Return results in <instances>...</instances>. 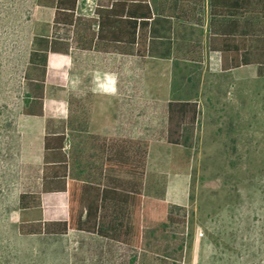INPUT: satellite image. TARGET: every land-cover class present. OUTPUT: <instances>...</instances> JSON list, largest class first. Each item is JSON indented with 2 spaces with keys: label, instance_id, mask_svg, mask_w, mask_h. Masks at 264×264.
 <instances>
[{
  "label": "rangeland",
  "instance_id": "obj_1",
  "mask_svg": "<svg viewBox=\"0 0 264 264\" xmlns=\"http://www.w3.org/2000/svg\"><path fill=\"white\" fill-rule=\"evenodd\" d=\"M106 1L80 0L79 14L94 19L96 6ZM150 1H199L202 19L209 0ZM53 18L54 10L37 0H0V264H72L74 241L101 245L73 232L19 230V194L33 186L41 167L48 117H55L56 130L61 118L69 119L66 149L78 179L99 182L102 129L124 130L128 122L129 134L147 142L144 195L167 202V213L185 222L148 233L137 264H264V76L257 65L223 71L206 24L188 36L184 25L173 24L171 39L156 38L144 58L74 46L68 87L48 88L45 118L29 117L23 77L34 37L51 35ZM109 72L118 78L117 93L129 97L125 110L100 97L109 93L100 87ZM170 100L199 103L188 145L166 140ZM107 117L124 118V124H103ZM41 218L31 210L30 219Z\"/></svg>",
  "mask_w": 264,
  "mask_h": 264
},
{
  "label": "trees",
  "instance_id": "obj_2",
  "mask_svg": "<svg viewBox=\"0 0 264 264\" xmlns=\"http://www.w3.org/2000/svg\"><path fill=\"white\" fill-rule=\"evenodd\" d=\"M54 10L51 35H37L24 73V108L29 117H45L46 87L65 88L72 48L128 51L140 58L151 52L159 18L149 0H108L95 8V18L79 14L80 0H37ZM210 50L221 53L223 71L257 65L264 76V0H209ZM179 15L178 18H182ZM199 24L202 20L197 19ZM196 100L167 103L166 140L188 145L199 118ZM47 119L41 167L33 186L19 194V230L23 235H66L88 239L73 245L72 264H137L148 233H164L168 223L185 220L167 213L168 203L144 195L148 144L141 139L109 138L100 143V181L72 176L66 149L65 122L61 130ZM41 219H30L35 209ZM149 248V246H148ZM106 262V263H104ZM172 264H183L174 260Z\"/></svg>",
  "mask_w": 264,
  "mask_h": 264
},
{
  "label": "crops",
  "instance_id": "obj_3",
  "mask_svg": "<svg viewBox=\"0 0 264 264\" xmlns=\"http://www.w3.org/2000/svg\"><path fill=\"white\" fill-rule=\"evenodd\" d=\"M149 2L151 3L155 16H157L159 18V24L157 25L158 27V32L156 34L157 38L160 36L165 37L166 39H171V30H173L174 26L176 27V25L179 27L181 25H184L185 27V31L183 32V35L188 36L190 35V31L193 29V27H198L200 25H205L207 26V31L209 34V40H210V26H209V20H210V5H209V1H203V8L202 10H204V18H202V24H199L197 22V19L200 18V8H198L199 6V1H157V3L152 2L149 0ZM156 6L159 7V9L156 10ZM179 15H183L182 18H178ZM174 24V26H173ZM202 25V26H203ZM212 53H220L219 51L216 50H211ZM221 54V53H220ZM70 64H71V53H70V59H69V67H68V83L67 86L65 88H59V87H54L51 85H48L46 87V98H45V116H46V112H47V102L49 101V96L47 93L48 88H53V89H59V90H65L68 87L69 84V80H70ZM110 76L109 81L105 80L101 83L100 87L106 89L109 91L108 94H100V97L102 100L105 99V101H110L113 102L115 106V102H117V108H123L125 110V106H127V102L129 101V97L128 96H124L121 95L119 93H117V89H118V78L115 74V72H109L108 74ZM54 101H63L66 102L67 99L66 98H51ZM69 101V100H68ZM125 102L126 105L121 106L120 103ZM52 107L55 110H58L60 108L59 104H52ZM120 110V109H119ZM69 111V110H68ZM45 118V117H43ZM48 118H52L54 120L55 117H48ZM124 118L122 119H118L115 120L113 117L110 118H104L102 119V123L103 124H112L115 125L117 122L118 125L122 126V124H124L123 121ZM61 120H66V127L68 126V122L69 119L68 118H61ZM126 121H128V118L126 119ZM126 127L123 130L122 128H119V130L117 131H108V130H103L100 132L103 136V139L99 142L98 146L102 155V150L100 147V143H102L104 140H107L109 138H129V139H141L139 137H135L132 133L129 134V130H128V122L125 123ZM46 129H47V122H46ZM48 131V130H47ZM47 133V132H46ZM45 133V134H46ZM45 136V135H44ZM44 141V139H43ZM67 145V144H66ZM103 157V155H102ZM71 169H72V164H71ZM82 180V179H80ZM99 181H100V173H99ZM144 193V192H143ZM69 234V233H68ZM67 235V234H66ZM85 237V236H84Z\"/></svg>",
  "mask_w": 264,
  "mask_h": 264
}]
</instances>
